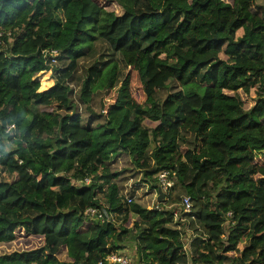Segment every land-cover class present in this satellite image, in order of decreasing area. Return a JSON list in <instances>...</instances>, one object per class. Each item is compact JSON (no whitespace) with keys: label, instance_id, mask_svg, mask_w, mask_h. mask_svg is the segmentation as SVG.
Masks as SVG:
<instances>
[{"label":"trees","instance_id":"trees-1","mask_svg":"<svg viewBox=\"0 0 264 264\" xmlns=\"http://www.w3.org/2000/svg\"><path fill=\"white\" fill-rule=\"evenodd\" d=\"M130 67L141 101L119 92ZM120 153L155 194L173 177L154 206L123 190ZM129 241L137 264H264V0H0V264H120Z\"/></svg>","mask_w":264,"mask_h":264},{"label":"rangeland","instance_id":"rangeland-1","mask_svg":"<svg viewBox=\"0 0 264 264\" xmlns=\"http://www.w3.org/2000/svg\"><path fill=\"white\" fill-rule=\"evenodd\" d=\"M245 3L250 2V0H243ZM259 1V0H258ZM261 20H258V22ZM103 46H100V51L103 50ZM91 59L85 58L81 60L80 69L78 71V75H81L84 71L85 65L90 62ZM127 82H123L120 85V93L124 100L129 98H135L137 100H142L144 98V93L142 91L141 85L139 83L138 74L135 68H128ZM38 77L41 81V88H46L53 83V78L51 77L50 70H45L38 73ZM78 89V86L74 85V91ZM117 87L107 88L105 90L97 91L93 94L90 109L94 113H101L99 121H113L115 122L116 117L118 116V109H115L118 105V101L120 97L118 96ZM166 90H161L160 95H164ZM74 100L77 102V111H79L84 118L90 115V111L86 108V106L82 103H79L77 100V92H74ZM111 106V111L110 110ZM198 123V118H195L187 123V128L190 130H194ZM199 155L205 156L206 151L203 146L199 148ZM262 158H259L261 160ZM111 168L114 170H121L120 177H123V180L120 181L123 190L129 191L130 189H134V197L137 201L146 206H154L156 194L154 190H149L146 186H141L142 184H134L140 178V174L137 173L136 169L130 164L129 156L125 153H120L114 158L111 162ZM148 185V184H147ZM165 206L166 201L163 200L160 203ZM181 221H187V217L181 218ZM193 231L191 228L185 229L182 233V242L185 247L189 250V240L193 235ZM17 244L20 246H33L38 245L41 242L39 235H27V234H17L16 235ZM124 250L127 255L130 256V264H137L134 256V245L133 241H129L127 245L124 247ZM75 257L77 259L83 258V253L78 249H73ZM31 264H42V259L32 262Z\"/></svg>","mask_w":264,"mask_h":264},{"label":"built area","instance_id":"built-area-1","mask_svg":"<svg viewBox=\"0 0 264 264\" xmlns=\"http://www.w3.org/2000/svg\"><path fill=\"white\" fill-rule=\"evenodd\" d=\"M55 52H56L55 49H51V53H55ZM12 126L13 124L8 125L7 129H10ZM157 178L161 189L165 193L168 192L171 186L173 185L174 182L173 177L169 175L167 170H161L158 173ZM84 182L86 183L89 182V177H85ZM183 203H184V210H189L191 203L188 196L184 197ZM84 212L87 215H96L97 217H101V214L94 207L91 206L86 207ZM107 258L109 260L119 262L120 264H130V260H131L130 256L126 254L125 250L112 252L107 255Z\"/></svg>","mask_w":264,"mask_h":264},{"label":"water","instance_id":"water-1","mask_svg":"<svg viewBox=\"0 0 264 264\" xmlns=\"http://www.w3.org/2000/svg\"><path fill=\"white\" fill-rule=\"evenodd\" d=\"M165 195V192L161 189L160 186L157 187V200H161Z\"/></svg>","mask_w":264,"mask_h":264},{"label":"crops","instance_id":"crops-1","mask_svg":"<svg viewBox=\"0 0 264 264\" xmlns=\"http://www.w3.org/2000/svg\"><path fill=\"white\" fill-rule=\"evenodd\" d=\"M156 194H157V189H156ZM122 250H124V249H122Z\"/></svg>","mask_w":264,"mask_h":264}]
</instances>
